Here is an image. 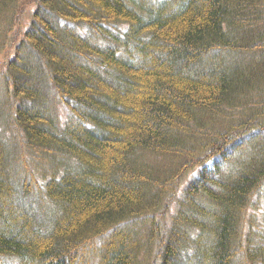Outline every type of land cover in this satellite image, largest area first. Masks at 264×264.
Masks as SVG:
<instances>
[{
  "label": "trees",
  "instance_id": "16d2710c",
  "mask_svg": "<svg viewBox=\"0 0 264 264\" xmlns=\"http://www.w3.org/2000/svg\"><path fill=\"white\" fill-rule=\"evenodd\" d=\"M263 42L264 0H0V264H264Z\"/></svg>",
  "mask_w": 264,
  "mask_h": 264
},
{
  "label": "rangeland",
  "instance_id": "374dc122",
  "mask_svg": "<svg viewBox=\"0 0 264 264\" xmlns=\"http://www.w3.org/2000/svg\"><path fill=\"white\" fill-rule=\"evenodd\" d=\"M22 9L24 10V12H26V14H25V17H24V19L22 18V21H23V24H26V23H28V21H29V15L31 14V11L34 9V6L33 5H27V4H25L23 7H22ZM201 71V70H200ZM198 72V71H197ZM199 74V73H198ZM58 114L61 116V118L62 119H65V117H68L69 116V114H68V111L64 108V107H62V106H59L58 107ZM261 145H264V137H262V140H257V141H254L253 143L252 142H250L249 143V145H247V147H246V149L244 148L243 150H242V152H244L245 150H246V152H247V154H246V152H244L243 154H246V156H245V159L247 160V161H249V156H250V154L253 156L254 155V153L256 152V150L257 149H261V147H259V146H261ZM263 149V148H262ZM10 151H8V153H10V157H14V161H13V164H19L20 162V160H21V158L23 157V156H21V154H22V152L20 153V150H18L17 148H14V149H9ZM12 155V156H11ZM49 160L51 159V158H48ZM240 159V156L239 157H236V159H235V161L233 162V164H231V167L232 168H236V164H237V161ZM49 160H47V161H49ZM50 161H52V160H50ZM8 162H11V160H9L8 159ZM54 164H56V162L54 163ZM70 164V163H69ZM214 164H215V162L214 161H211V162H209L206 166H207V168H209V169H211L212 168V166H214ZM224 166V165H223ZM224 168V167H223ZM222 168V169H223ZM198 171H199V169L198 168H195V170H192L191 172H189L187 175H185L184 177H181L180 178V184H181V190H182V187H188L189 186V184L191 183V180H194L195 178H194V176L196 175V174H198ZM263 194H264V186H263V188H262V191H261ZM184 196V195H183ZM176 201V200H175ZM175 201H174V203H175ZM257 202H259L260 203V205H261V207H262V212L261 213H264V198L263 199H261V197H258L257 198ZM173 208L174 207H172V212H173ZM172 214V213H171ZM1 264H16V262H15V260H4Z\"/></svg>",
  "mask_w": 264,
  "mask_h": 264
},
{
  "label": "bare ground",
  "instance_id": "6f19581e",
  "mask_svg": "<svg viewBox=\"0 0 264 264\" xmlns=\"http://www.w3.org/2000/svg\"><path fill=\"white\" fill-rule=\"evenodd\" d=\"M264 43V42H263ZM221 46V45H220ZM231 47V46H230ZM264 47V46H263ZM228 59V58H227ZM242 107V106H241ZM253 120V119H252ZM237 131V130H236ZM251 139V138H250ZM257 177V176H256ZM169 185V184H168ZM169 187V186H168ZM252 193V192H251ZM172 208V207H171ZM243 222V221H242ZM101 230V229H100Z\"/></svg>",
  "mask_w": 264,
  "mask_h": 264
}]
</instances>
